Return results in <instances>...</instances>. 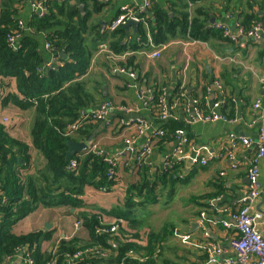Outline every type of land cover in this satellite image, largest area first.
<instances>
[{
    "label": "trees",
    "instance_id": "obj_1",
    "mask_svg": "<svg viewBox=\"0 0 264 264\" xmlns=\"http://www.w3.org/2000/svg\"><path fill=\"white\" fill-rule=\"evenodd\" d=\"M27 1L0 0V114L11 106L20 111H32L31 144L43 156L44 164L35 172H28V165L31 164L28 142L11 132L13 125H7L0 115V264H5L18 248L26 246L31 251L33 264H49L52 261L54 264H67V255L85 249H99V252L83 253L72 264H156L158 261L177 264L158 253L164 240L161 234L155 232L149 215L154 212L152 208L162 198L161 195L168 203L177 193V183L182 182L179 176L183 168L178 162L154 173L146 164L134 163L131 170L134 178L126 182V187L123 186L125 197L122 203L110 209L114 213L113 218L105 219L92 212L77 216L87 232L86 240L82 242L76 238L61 239L51 250L45 251L41 243L49 238V233L15 232L16 223L34 213L39 206L75 207L79 205V196L88 184L100 191H107L119 181L118 169V179H109L108 165L101 156L91 151L80 152L72 157L76 160L73 169L67 168L70 159H65L66 141L92 138L93 130L100 123L93 118L86 119L70 136L65 135L79 121L81 112L96 107L102 101L101 88L107 87L105 75L100 74L94 79L88 75V70L92 71L90 67L93 66L92 59L97 49L94 43L101 40L103 34L99 32L100 25L97 22L89 24V16L94 13L102 15L111 10L114 4L111 0H79L84 6V13H81L77 7H71L68 0H47L44 2L46 12L42 17L37 18L30 10L28 18L24 19L22 13ZM220 1L225 2L151 0L147 11L140 13L143 20L139 22L135 40L128 39L131 37L130 32L121 26L112 32L107 30L110 37L107 44L105 42L106 50L101 52L103 61L96 67L104 69L108 75H114L111 74L114 66L126 71L132 69L138 39L145 43L149 37L154 45H160L171 41L177 33L186 32L191 40L202 41L209 35L225 40L219 30L212 27L215 30L213 32L205 28L209 11ZM118 2L116 0L117 5ZM255 3L257 0H247L248 8ZM120 6H117V13L113 17L120 12ZM169 11L175 12V15L172 16ZM226 12L236 16L240 27L244 29L257 24L259 19L254 13H237L235 8L229 7ZM19 21L28 30L22 32L17 46L13 48L7 38L18 30ZM46 44L50 45L52 52ZM61 51L65 58L64 55H58ZM130 52L133 53L124 60H113ZM52 56L61 65L46 68ZM126 77V88L134 89L130 87L133 83H145L144 80L137 82ZM13 86L15 90H12ZM150 91L153 97L144 110L155 119L161 115L158 100L161 88L152 87ZM182 92L183 89L177 88L169 91L168 103L177 102L176 97L181 98ZM226 107L228 105L225 103L222 115L227 119L231 116L226 113ZM174 111L175 108L171 111L172 115ZM207 112L203 108V113ZM118 118L114 115L109 124L113 125ZM157 121H154L157 124L154 128L163 131V134L154 140L160 144L176 136L180 132L177 129L184 126L179 116ZM125 168L130 167L124 165ZM3 195L5 201H1ZM148 204L154 206L139 217L137 213L147 208ZM111 225H116L115 232L99 231Z\"/></svg>",
    "mask_w": 264,
    "mask_h": 264
},
{
    "label": "crops",
    "instance_id": "obj_2",
    "mask_svg": "<svg viewBox=\"0 0 264 264\" xmlns=\"http://www.w3.org/2000/svg\"><path fill=\"white\" fill-rule=\"evenodd\" d=\"M224 1L213 5V9L209 11V19L205 24L207 30L215 32L213 29H216L215 25L222 23L232 33L238 32L236 23L239 20L236 16H231L230 12H226L229 7L235 8L237 13H254L259 18L257 23L264 27V0H257V3L249 8L247 0ZM226 1L229 2V7ZM68 2L71 7H77L81 13H84V8L82 11L79 9L80 5L84 7L79 0H68ZM111 2L114 4L111 10H107L102 15L94 13L89 16V24L97 22L100 25L99 32L103 34V37L98 42L105 43L109 39L106 25L117 13V6H137L141 0H119L118 5L116 0ZM29 11L27 1L22 18L27 19ZM169 14L173 16L175 12L169 11ZM211 19H214L213 23L210 22ZM124 30L130 32L131 37L128 39L135 40L138 27L136 32L132 27ZM137 41V51L133 54V68L127 69L134 73V77L127 73L106 74L104 69L98 67V63L103 61V55L97 49L92 59L93 66L90 67L92 71L89 69L88 75L94 79L100 74L105 75L107 87L101 88V97L103 102L105 100L114 107H140L142 99L139 94L152 87L165 89L167 94L174 88L183 89L181 98L176 97L174 114L167 119L179 116L184 126L177 130L186 138V141L183 142L182 139L174 136L160 144L154 140L155 137H152L149 131H144L140 135L131 126L114 123L110 124L111 127L105 128L98 123L93 130L92 138H75L78 141L74 142L83 143L92 139L102 151L113 154L125 147L127 143L140 148L145 142L152 140L149 160L153 173L159 172L165 160L173 156L176 148L181 146L183 159L172 161L181 163L183 168L180 172L185 173L183 178H180L182 182L177 183V193L168 203L167 199L161 195L162 198L155 202L157 204L155 207L152 205L154 203L148 204L147 208L141 211L144 215L150 207H153L154 212L149 215L150 223L164 240L158 253L177 264H222L225 261L234 260L235 254L230 247V240L235 231L230 215L239 210L248 199L246 170L253 147H245L238 143L232 149V158L225 153V149L229 146L230 136L237 139L246 137L253 144L257 141L258 128L261 125L259 117L264 112V90L260 85V76L264 74V37L255 39L241 36L236 42H231L228 39H218L209 35L205 40L200 41L189 39L188 33L185 32L177 33L166 44L151 46L148 42L142 43L139 39ZM155 48L160 49L159 56L152 58L148 54ZM132 53H125L113 60H124L128 54ZM96 59H99V62L95 61ZM58 62V65H61V62ZM126 76L137 82L144 80L145 83H133L130 87L135 90L126 88L124 87V81L128 80ZM216 82L220 84V88L217 87ZM12 90H15L14 86ZM256 100L260 101V109L253 108ZM216 102L219 103V107L213 110L212 105ZM225 103L231 111L230 113L226 107L225 111L230 114V118L209 122H188L190 112H194L196 108H199L201 112L205 108V111L222 114ZM136 114L138 116H134L133 113L118 115L120 118H125V121L129 118H142L153 127L157 126L154 121L159 119H152V115L143 108ZM29 120L31 125L32 111ZM28 131L26 141L31 156L28 172L33 173L42 167L44 159L31 144L30 127ZM201 161H204V164H200ZM127 166L130 168L124 169V161L120 163L119 181L109 190L102 192L88 184L83 194L79 196V205L75 207L39 206L34 213L16 223L15 227L18 226L15 232L49 233V238L41 243V248L45 251L51 250L61 239L76 238L79 242L86 240L87 232L83 226L78 224L75 227L79 220L77 216L83 212H92L100 214L105 219L113 218L114 213L110 209L122 203L125 197L123 186L126 187V182L134 178L131 172L133 165ZM259 181L261 192L249 203V207L251 212L259 215L256 226L264 237V156L259 161ZM223 222H228L230 225L225 227ZM47 225L49 227H46ZM212 255H214V262H209L208 257ZM16 259V257L11 258L5 264H20ZM156 264L164 263L158 261Z\"/></svg>",
    "mask_w": 264,
    "mask_h": 264
},
{
    "label": "built area",
    "instance_id": "obj_3",
    "mask_svg": "<svg viewBox=\"0 0 264 264\" xmlns=\"http://www.w3.org/2000/svg\"><path fill=\"white\" fill-rule=\"evenodd\" d=\"M47 0H29V7L32 13L37 17H42L46 12V6L44 2ZM104 1V0H102ZM151 4V0H141V3L137 6L133 5H122L120 7V12L106 25V29L110 32L117 29L118 27L125 24L128 20L142 21V17L140 13L146 12ZM237 33H232L225 24L218 23L215 25L216 29L219 30L222 36L228 41L236 42L237 38L244 36L248 38H262L264 37V27L263 25L257 23L251 25L248 29H244L240 27L239 22L236 23ZM24 30H28V27H25L22 21L18 22V30L10 34L7 38V41L10 46L15 48L17 46V40L21 37V34ZM148 44L154 46L151 42V39L148 37ZM46 47L52 52L53 49L50 48V45L46 44ZM98 50L103 52L106 50V45L104 42H100L98 44ZM160 49L155 48L148 55L152 58H156L159 56ZM53 54V53H52ZM56 63V59L52 56L51 59L46 63V68H51L52 64ZM111 73H127L129 76L134 77V73L132 71H126L123 68L118 66H114L111 68ZM218 88H220V84L216 82ZM260 85L264 90V74L260 76ZM146 92V93H145ZM141 93L142 104L140 107L137 106H120L114 107L109 102H102L99 104L94 110L91 111H83L80 114L79 121L71 126L66 134L77 129L81 124L85 123L86 119L93 118L95 120L104 121L108 123L110 121V115L113 113L124 115L138 113L140 109H146L149 106L150 99L153 97L152 92L150 90H146ZM167 92L165 89H161V93L158 97V100L161 104V115L158 117L160 121H165L171 115V111L175 108V103L169 104L167 101ZM219 107V103H213L212 109H216ZM261 104L259 100H256L253 103L254 109H260ZM218 119H226L222 114L215 113L214 111H210L208 113H203L199 108H196L194 112H190V117L188 118L189 123H193L196 121H215ZM4 121H7V117H3ZM127 120V119H126ZM259 121L261 123L258 128L257 133V141L253 144L250 139L246 137L236 138L234 136H230L229 138V146L225 149V153L228 154L230 158L233 157L232 149L238 144L241 143L245 147H253V153L249 157L247 161V170L246 177L248 179V199L240 207L239 210L232 213L230 218L232 220V225L234 227L235 234L230 240V247L234 251L235 258L234 260L225 261L222 264H264V237L259 232L256 224L259 215L257 213H253L250 211L249 203H251L255 198H257L261 192V184L259 181V161L264 156V112L259 117ZM120 124L131 126L136 129L138 134H142L144 131H149L152 137H156L158 135H162L163 131L156 130L152 125L148 124L142 118H129V120L125 121L124 118H120ZM177 139H182L183 142L186 141V138L178 132L176 134ZM88 150L94 152L95 154L102 157L103 161L108 165L107 176L109 179L117 180L116 172L121 162L124 161V165L127 166L129 164L137 163L138 165L146 164L151 169V163L149 160V156L152 150V141L148 140L145 142L140 148H135L131 145V143H127L125 147H122L120 150L116 151L113 154L104 153L101 149L97 148L96 143L90 142L88 143ZM182 150L181 146L177 147L174 151L173 156L168 157L162 169H166L170 167L173 162L172 161H180L182 160ZM200 164H204V161H201ZM70 166H75V161L72 160L70 162ZM5 195L2 196L1 201H5ZM79 223L76 222L75 227H77ZM230 224L228 222H223V226L227 227ZM116 225H111L109 228H101L99 231L101 232H115ZM25 248L19 250L18 252H24V255L20 259V264H33V260L29 251L24 250ZM95 251L99 252V249H85V250H77L73 254L67 255L66 262L67 264H72L74 260L81 258L83 253ZM214 251L217 250L214 247ZM17 252V253H18ZM100 255H102L100 251ZM17 256L16 254L12 257ZM103 256V255H102ZM10 258V257H9ZM8 258V259H9ZM209 262H214V255L208 257ZM49 264H54L52 261ZM119 264H124L120 262Z\"/></svg>",
    "mask_w": 264,
    "mask_h": 264
},
{
    "label": "rangeland",
    "instance_id": "obj_4",
    "mask_svg": "<svg viewBox=\"0 0 264 264\" xmlns=\"http://www.w3.org/2000/svg\"><path fill=\"white\" fill-rule=\"evenodd\" d=\"M95 61L99 62V59H96ZM102 102H103V100L100 103H102ZM110 102H112V101H110ZM114 104L115 105H121V104H117V103H114ZM5 110L6 111H5L4 115L9 117V120L6 121V124L7 125H11L12 124L13 125V128H12L11 132H13L15 135H18L17 137L19 139L26 140L28 138V134H29L28 129L30 127V122H29L30 121L29 119H30V116H31L30 109L26 110V111H20L15 106H11L9 108H6ZM116 123H120V118H118L116 120ZM142 214H143V212H138L139 216H142Z\"/></svg>",
    "mask_w": 264,
    "mask_h": 264
},
{
    "label": "water",
    "instance_id": "obj_5",
    "mask_svg": "<svg viewBox=\"0 0 264 264\" xmlns=\"http://www.w3.org/2000/svg\"><path fill=\"white\" fill-rule=\"evenodd\" d=\"M79 9L82 11V9H83L82 5H80ZM210 22L213 23L214 19H211ZM138 25H139L138 21L128 20L121 27L124 29H128L129 27H132L133 31L136 32ZM59 55L63 56V51L59 52ZM133 115L138 116V114H136V113H133ZM129 116H132V115H129ZM103 125H104V123H102V126ZM66 146H67L66 151H65V159L66 160H69L71 157L75 156L78 152H81V151H84L85 149H87V143L86 142L76 143L74 141L68 140V141H66ZM46 227H49V225H47ZM21 257H22V253H19L17 255L16 261L19 262Z\"/></svg>",
    "mask_w": 264,
    "mask_h": 264
},
{
    "label": "clouds",
    "instance_id": "obj_6",
    "mask_svg": "<svg viewBox=\"0 0 264 264\" xmlns=\"http://www.w3.org/2000/svg\"><path fill=\"white\" fill-rule=\"evenodd\" d=\"M99 43H100V42L97 43V50H98V44H99ZM154 46H155V45H154ZM153 50H154V49H153ZM98 51H99V50H98ZM58 64H59V62H58V60L56 59V63H53L52 66H55V65H58ZM52 66H51V67H52ZM100 104H101V103H100ZM98 105H99V104H98ZM91 110H92V109H90V110H85V111H91ZM93 110H94V109H93ZM5 111H6V110H2V112H1V114H0V115H1V119H3V117L6 116V115H4ZM81 113H82V112H81ZM114 115H117V116L119 117L118 114L113 113L112 115H110V120L114 117ZM6 117H7V120H9V117H8V116H6ZM119 118H120V117H119ZM3 121H4V120H3ZM97 121H98V120H97ZM5 122H6V121H5ZM109 122H110V121H109ZM109 122H108V123H105L104 121H100V124L102 125V123H104L103 127H105V128H106V127H111L110 124H109ZM118 124H120V123H118ZM81 125H82V124H81ZM81 125H80V126H81ZM120 125H121V124H120ZM80 126H79V127H80ZM79 127H78V128H79ZM68 130H69V129H68ZM68 130H67V131H68ZM67 131L65 132V135L70 136V135L72 134V132H70L69 134H66ZM90 142L96 143L94 140L90 139L88 142H86V143H87V149H85L84 151H81V152L90 151V150H88V143H90ZM96 145H97V143H96ZM97 148H98V149H101L100 147H98V145H97ZM91 152H92V151H91ZM103 152H104V151H103ZM78 153H80V152H78ZM93 153H94V152H93ZM104 153H106V152H104ZM73 157H74V156H73ZM72 160L75 161V166H74V167H71V166H70V162H71ZM75 167H76V160H75V158H72V157H71L70 160H69V163H68V165H67V168H68V169H73V168H75ZM184 174H185V173H182V172H181V175L179 176V178H183ZM104 191H105V190H103L102 192H104ZM77 222H78L79 224H81V222H80L79 220H77ZM23 248H25L24 250L29 251V253H30V255H31V251L29 250L28 246H26V247H22V248H18V249L14 252L13 255H15V254L18 255L19 253H22V256H23V255H24V252H18L19 250H21V249H23ZM17 252H18V253H17ZM13 255H12V256H13ZM12 256H11L8 260H10L11 258H15V257L17 258V256H15V257H12ZM31 258H32V255H31ZM20 259H21V258H20ZM32 260H33V259H32ZM19 262H20V260H19Z\"/></svg>",
    "mask_w": 264,
    "mask_h": 264
}]
</instances>
